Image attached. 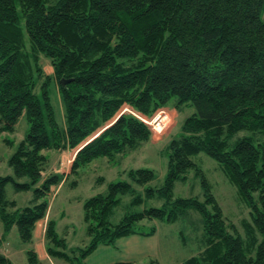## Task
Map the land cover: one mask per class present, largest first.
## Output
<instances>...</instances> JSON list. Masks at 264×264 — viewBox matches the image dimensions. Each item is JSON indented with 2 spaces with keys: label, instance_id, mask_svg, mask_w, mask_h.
I'll return each instance as SVG.
<instances>
[{
  "label": "trees",
  "instance_id": "obj_1",
  "mask_svg": "<svg viewBox=\"0 0 264 264\" xmlns=\"http://www.w3.org/2000/svg\"><path fill=\"white\" fill-rule=\"evenodd\" d=\"M41 57L52 75L44 73ZM54 84L62 122L50 98ZM172 100L176 109L191 107L194 113L164 150L162 185L144 187L155 177L150 169L129 170V181L111 182L105 194L86 200L85 248L67 252L55 221L47 220L50 258L84 264L98 245L154 234V227L139 229L143 220L174 223L193 210L202 218L205 248L183 264H264V142L251 136L234 140L240 132L264 136V0H0V134L13 133L23 115L29 126L7 161L12 175L0 176V245L12 227L31 243L36 224L47 216L52 187L66 182L63 175H43L45 151L75 149L70 174L77 177L93 160H113L150 140L143 121L120 113L125 105L150 118ZM199 153L218 163L236 187L258 239L252 234L244 240L226 225L191 159ZM190 170L202 198H175V183L186 182ZM7 184L17 193L31 192L29 204L16 207L7 200ZM126 195L132 207L154 199L162 204L111 224L113 209ZM27 257L37 264L33 251ZM0 264H9L1 254Z\"/></svg>",
  "mask_w": 264,
  "mask_h": 264
},
{
  "label": "rangeland",
  "instance_id": "obj_2",
  "mask_svg": "<svg viewBox=\"0 0 264 264\" xmlns=\"http://www.w3.org/2000/svg\"><path fill=\"white\" fill-rule=\"evenodd\" d=\"M40 64L47 75H52L53 70L49 61L44 57L40 58ZM50 98L55 111V117L58 122L63 120V106L60 100L58 89L55 84L50 86ZM126 106V105H125ZM124 108V107H123ZM130 110V109H129ZM168 115L167 123L163 127V122L156 121L157 111L150 118H142L146 121L151 120L147 125L151 131L150 140L141 144L133 151H127L124 154L117 155L113 160L99 158L93 160L90 164L80 169L78 176L70 174L71 165L76 154V150L45 151L48 157L43 175L59 174L66 176V182L58 187H52L51 195L48 198L49 209L47 216L39 222L38 229L45 230L47 220L52 219L56 223V232L59 237H65L68 250L76 248H85L89 243V237L86 235V225L83 221V204L89 198L105 194L108 184L116 181H129L127 172L136 169H150L154 173V179L144 187L158 188L162 185L166 174L167 158L165 148L172 139L180 134V127L183 121L194 113L191 107L175 108V100L164 107ZM153 119V120H152ZM166 122V120H165ZM28 123L23 115L15 125L13 133L0 134V176L12 175V170L8 166V159L14 153L18 143L24 138ZM251 136L256 141L264 142V136L260 134H250L240 132L234 138ZM192 161L201 168L206 181L211 188L219 207L222 210L226 225H233L236 232L247 240L253 234L257 239L258 235L250 218V210L246 206L237 192L236 187L230 182L222 167L203 153L191 157ZM186 182H176L173 189L175 198H202V191L199 179L194 177L192 170L188 171ZM101 178V182L97 179ZM20 183L25 179L18 180ZM72 181L76 184L71 185ZM137 193H141L143 187L132 184ZM5 195L7 200L14 201L16 207H24L29 204L32 198L31 192H15L12 184L5 186ZM131 196L121 197L120 204L115 207L109 217L111 224H117L126 213L142 211L143 208L158 207L162 201L149 200L142 206H130ZM161 203V204H160ZM42 222V223H41ZM139 229L148 232L150 228L156 230V244L161 264H180L191 257H198L205 248V233L203 222L200 215L193 210H188L179 215L174 223H165L158 220H143L139 223ZM3 230L0 222V233ZM249 230V231H248ZM181 234L183 241L179 237ZM249 234V235H248ZM2 235V234H1ZM1 237V236H0ZM6 240V237H5ZM34 244L23 242L16 227L8 233L6 243L3 245L10 252L16 253L11 264H29L27 251L36 253L38 242ZM38 252L46 254L42 244H38ZM45 250V251H44ZM48 256V255H47ZM37 264H68L60 258L41 259L37 256Z\"/></svg>",
  "mask_w": 264,
  "mask_h": 264
},
{
  "label": "crops",
  "instance_id": "obj_3",
  "mask_svg": "<svg viewBox=\"0 0 264 264\" xmlns=\"http://www.w3.org/2000/svg\"><path fill=\"white\" fill-rule=\"evenodd\" d=\"M40 222V221H39ZM39 222L36 224L35 229L33 231L32 244L36 240L38 244L43 245L44 248V230L40 227ZM42 223V222H41ZM12 229L10 230V232ZM9 232V233H10ZM156 230L155 233L149 236L143 234H134L125 237H121L115 240V242L111 245H98L96 246L83 260L84 264H152L153 262L157 264H161L158 255V248L156 244ZM3 230H1L0 236L2 237ZM0 237V238H1ZM6 240L8 238V234L5 236ZM181 241L183 238L181 234H179ZM65 239V237H63ZM6 240L2 242L0 245V254L8 259L9 264L12 263V259L16 253L10 252L3 246L6 243ZM36 242V243H37ZM37 244V247L39 248ZM35 245V244H34ZM36 247V245H35ZM36 249V253L38 258L43 260L48 259L50 257L46 254L39 253ZM204 250V249H203ZM45 251V250H44ZM182 263L183 264L185 261Z\"/></svg>",
  "mask_w": 264,
  "mask_h": 264
},
{
  "label": "built area",
  "instance_id": "obj_4",
  "mask_svg": "<svg viewBox=\"0 0 264 264\" xmlns=\"http://www.w3.org/2000/svg\"><path fill=\"white\" fill-rule=\"evenodd\" d=\"M120 113H130V114L134 115L136 118L143 121L146 125H150V126L152 125L149 123L151 120L146 121L145 119H142V118H146V117L134 112L128 106H124V108L121 109ZM167 118H168V115L165 113V110H163V108H162V109L157 110L156 116L153 119H156V121H158V122H161L162 120H164L163 122H161L163 124V127H164L168 121ZM165 120H166V122H165Z\"/></svg>",
  "mask_w": 264,
  "mask_h": 264
},
{
  "label": "water",
  "instance_id": "obj_5",
  "mask_svg": "<svg viewBox=\"0 0 264 264\" xmlns=\"http://www.w3.org/2000/svg\"><path fill=\"white\" fill-rule=\"evenodd\" d=\"M67 81L66 80H60V83L64 85Z\"/></svg>",
  "mask_w": 264,
  "mask_h": 264
}]
</instances>
